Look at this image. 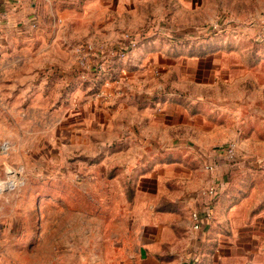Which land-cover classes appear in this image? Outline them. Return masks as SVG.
<instances>
[{"label": "rangeland", "instance_id": "obj_1", "mask_svg": "<svg viewBox=\"0 0 264 264\" xmlns=\"http://www.w3.org/2000/svg\"><path fill=\"white\" fill-rule=\"evenodd\" d=\"M205 8L209 19L181 36L198 45L181 58L222 47L215 54L239 64L243 85L227 98L245 102L237 107L245 138L201 153L215 158L204 170L215 181V160L235 144L229 170L261 177L264 0H211ZM66 18L17 32L7 17L0 30V264H138L125 218L139 186L134 164L146 154L116 142L141 137L146 108L168 88L169 56L179 54L147 53L142 44L168 47L177 39L154 34L153 21ZM148 55L157 60L151 79ZM260 177L249 195L257 205Z\"/></svg>", "mask_w": 264, "mask_h": 264}, {"label": "crops", "instance_id": "obj_2", "mask_svg": "<svg viewBox=\"0 0 264 264\" xmlns=\"http://www.w3.org/2000/svg\"><path fill=\"white\" fill-rule=\"evenodd\" d=\"M210 2L0 0V30L7 17L16 20L17 32H22L32 24L41 30L47 23L63 21L73 13L100 20H140L143 26H152L153 21L160 26L153 25L154 34L165 30L177 39L168 47L152 40L142 44L140 50L147 53L179 54L169 56L172 69L163 78L168 88L156 104L146 108L141 137L128 135L116 142L117 146L141 147L146 154L134 164L139 186L125 218L132 239L131 257L138 264H264V227H258L264 222V197L257 205L249 196L258 186L251 180L260 175L234 174L228 161L219 158L215 160L220 167L214 181L204 164L213 163L215 158L200 155L245 138V123L237 114L245 102L227 98L243 85L239 64L226 59L225 53L215 54L222 47L181 58L182 51L191 52L198 45L184 43L181 36L186 31L190 34L198 21L209 19L205 7ZM154 56L146 66L149 79L152 68L157 67ZM159 61L162 65L163 59ZM209 185L219 191L212 206L211 200L202 196ZM207 207H211L210 212ZM195 211L210 213L201 231L192 228Z\"/></svg>", "mask_w": 264, "mask_h": 264}, {"label": "built area", "instance_id": "obj_3", "mask_svg": "<svg viewBox=\"0 0 264 264\" xmlns=\"http://www.w3.org/2000/svg\"><path fill=\"white\" fill-rule=\"evenodd\" d=\"M224 156H225V159L229 163L234 162L236 160V145L231 144L230 146H228L224 151ZM206 169L209 171H212L213 167L209 166V167H206ZM218 195H219L218 194V187L215 185H209L202 192L203 197L211 200V204H209L211 206L216 202L215 200H216ZM207 208H208L207 212H210L211 207H207ZM209 218H210V213H204L203 214L202 212H198V211L193 212L191 215V222H192L193 230L201 231L203 229V227L205 226L206 222L209 220Z\"/></svg>", "mask_w": 264, "mask_h": 264}, {"label": "trees", "instance_id": "obj_4", "mask_svg": "<svg viewBox=\"0 0 264 264\" xmlns=\"http://www.w3.org/2000/svg\"><path fill=\"white\" fill-rule=\"evenodd\" d=\"M214 205H215V203H214Z\"/></svg>", "mask_w": 264, "mask_h": 264}]
</instances>
